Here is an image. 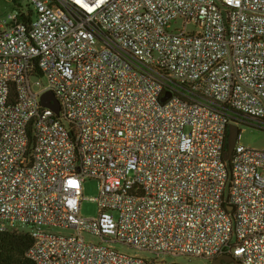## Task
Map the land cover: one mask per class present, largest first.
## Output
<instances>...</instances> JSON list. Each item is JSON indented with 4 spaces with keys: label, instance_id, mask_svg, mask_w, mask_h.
I'll use <instances>...</instances> for the list:
<instances>
[{
    "label": "built area",
    "instance_id": "1",
    "mask_svg": "<svg viewBox=\"0 0 264 264\" xmlns=\"http://www.w3.org/2000/svg\"><path fill=\"white\" fill-rule=\"evenodd\" d=\"M21 2L0 19V233L34 264H264V149L238 130L225 159L230 125L264 130V0Z\"/></svg>",
    "mask_w": 264,
    "mask_h": 264
},
{
    "label": "rangeland",
    "instance_id": "2",
    "mask_svg": "<svg viewBox=\"0 0 264 264\" xmlns=\"http://www.w3.org/2000/svg\"><path fill=\"white\" fill-rule=\"evenodd\" d=\"M26 6V3L21 2L20 9H17L16 5L8 4L6 0H0V19L4 18L8 12L12 10H22ZM173 28H181V23L179 22L177 26ZM193 26H188L187 30L192 31ZM238 130L240 133L239 143L248 148L264 149V130L259 129L254 126L239 124ZM99 193L98 184L95 181L87 180L83 185V200L81 203V214L83 217H95L97 216L98 206L93 201L97 198ZM12 231H17L20 234L25 235L22 228L16 227ZM11 231V232H12ZM86 241H97L95 238L90 236H85ZM115 249L121 253L130 256H139L143 258H148L149 255L146 252L138 251L135 249L128 248L123 245H115ZM166 263H176V264H204L206 261L197 258H185V257H166L164 258Z\"/></svg>",
    "mask_w": 264,
    "mask_h": 264
},
{
    "label": "trees",
    "instance_id": "3",
    "mask_svg": "<svg viewBox=\"0 0 264 264\" xmlns=\"http://www.w3.org/2000/svg\"><path fill=\"white\" fill-rule=\"evenodd\" d=\"M31 245L28 235L17 231L0 233V264H34L26 257Z\"/></svg>",
    "mask_w": 264,
    "mask_h": 264
},
{
    "label": "water",
    "instance_id": "4",
    "mask_svg": "<svg viewBox=\"0 0 264 264\" xmlns=\"http://www.w3.org/2000/svg\"><path fill=\"white\" fill-rule=\"evenodd\" d=\"M169 97H170V93H166L165 97L161 99V102H165ZM41 104L44 107L52 109L56 113L59 111V104L57 100L54 98L52 93L49 92L45 93L41 97ZM237 137H238L237 127H235L234 125H230L229 135L226 144L225 159H228L231 156ZM223 262L227 264H239L230 256H222L220 258H217L213 261L212 264H223Z\"/></svg>",
    "mask_w": 264,
    "mask_h": 264
},
{
    "label": "crops",
    "instance_id": "5",
    "mask_svg": "<svg viewBox=\"0 0 264 264\" xmlns=\"http://www.w3.org/2000/svg\"><path fill=\"white\" fill-rule=\"evenodd\" d=\"M6 2H7L8 4H12V3H11V0H6Z\"/></svg>",
    "mask_w": 264,
    "mask_h": 264
}]
</instances>
